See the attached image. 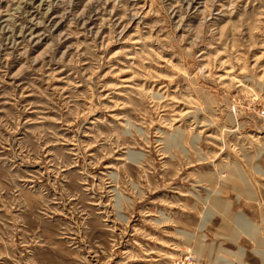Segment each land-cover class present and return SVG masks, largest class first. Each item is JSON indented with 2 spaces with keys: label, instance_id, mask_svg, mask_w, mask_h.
I'll return each instance as SVG.
<instances>
[{
  "label": "rangeland",
  "instance_id": "1",
  "mask_svg": "<svg viewBox=\"0 0 264 264\" xmlns=\"http://www.w3.org/2000/svg\"><path fill=\"white\" fill-rule=\"evenodd\" d=\"M0 264H264V0H0Z\"/></svg>",
  "mask_w": 264,
  "mask_h": 264
}]
</instances>
